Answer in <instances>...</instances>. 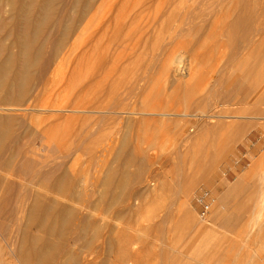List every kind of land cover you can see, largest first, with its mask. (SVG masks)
<instances>
[{
    "label": "rangeland",
    "instance_id": "obj_1",
    "mask_svg": "<svg viewBox=\"0 0 264 264\" xmlns=\"http://www.w3.org/2000/svg\"><path fill=\"white\" fill-rule=\"evenodd\" d=\"M69 1L58 3V26L43 31L45 71L22 99H0V120L11 132L0 155L13 145L16 156L0 183L4 259L18 264L10 253L20 235L13 218L24 225L34 191L67 169L75 185L57 198L77 214L53 264H73L69 254L79 264H120L115 246L123 235L121 249L144 248L140 264H264V216L253 215L259 205L264 211V182L255 176L264 168L263 0H103L87 27L66 38L71 48L58 53L49 41L58 46L57 30L79 21ZM244 27L253 40L262 35L242 58L235 37ZM201 188L212 194L204 218L194 203ZM106 216L122 223L118 242ZM86 219L87 236L97 228L110 234L108 250L98 230L95 248L74 238ZM36 230L29 228L42 235Z\"/></svg>",
    "mask_w": 264,
    "mask_h": 264
},
{
    "label": "bare ground",
    "instance_id": "obj_2",
    "mask_svg": "<svg viewBox=\"0 0 264 264\" xmlns=\"http://www.w3.org/2000/svg\"><path fill=\"white\" fill-rule=\"evenodd\" d=\"M171 1H174V0H170V2ZM59 2H60V0H0V9H2V10H0V30L2 32L3 38H2V36H0V37L3 40H5V41L2 40L3 43H2V41H0L2 43L0 45L1 46L0 47V99H2V100L4 99V101H7L8 99L9 100H13V101L22 99L23 96H24V93H26V92H28L30 90L32 81L37 76V73L40 70L41 71L42 70L45 71V69H44L45 66L43 65L42 59L44 57L45 47H46V44L48 42H47L46 39H43L42 35H43V31H44V29L46 27H52V26H55V25L58 26V24H59L58 16L59 15H57L58 14V8L57 7H58V3ZM102 2H103V0H90V1L89 0H70L69 3H68V8L69 9H73L74 8V9H76L78 11L79 21L76 22L75 20H72V21L66 22L64 24L62 30L61 29L57 30V33H59L63 37V41L59 42L58 46H56V44L58 42L57 40L56 41L55 40L49 41V42H52V45H53L52 46V48H53L52 50H55L58 53L59 52L60 53L64 52L66 49L68 50L69 46H67L68 44L66 43V38L70 37V36L71 37H75L76 35L79 34V32H81L84 28H86L87 25L90 23V21L94 18V16L97 13V11L99 10L100 5H101ZM170 2H168V3H170ZM175 3H176V1H175ZM175 3L171 2V4H175ZM181 3H183V2H181ZM263 3H264V0H263ZM213 4H215V3H213ZM255 4H259V3L257 2ZM208 5H211V4H208ZM174 6L176 7V5H174ZM206 8H207V6H206ZM201 11H203V10L200 9V13H201ZM204 13H202V14H204ZM258 13H256L255 15H257ZM198 15H200V14L198 13ZM259 15H260V17L262 16L261 14H259ZM200 16H196L195 15V19L197 17H200ZM260 17H258V18H260ZM185 18L186 17H183L182 19L185 20ZM206 19H208V17L205 18V20ZM208 24H210V23H208ZM249 27L251 28V27H253V25H251V26L248 25V28ZM254 27H255V25H254ZM260 28H262V27H260ZM245 29L247 30V27ZM249 30L250 29L247 30L248 33L246 31L247 35L251 34L252 32H255V30H253L252 28H251V30H253V31L251 33L249 32ZM243 31L244 30H242V32H241L242 34L240 33L238 35H242V36H243V34L245 35L246 34L245 31L244 32ZM1 32H0V34H1ZM221 33H220V35H222ZM258 33H259V31H258ZM238 35H236V37H235L236 39H237V37H238V39L240 38L239 41L237 39V41H238L237 44L239 43L238 44L239 45V49H237V50H239V53H240L239 57L244 58L250 52L252 53V45H253V43L256 41V39L258 37H260L259 35H262V34L260 33L258 35V37H256L257 34H256V36L254 35L255 36L254 40L249 38V35H248L247 38H244V37L238 36ZM252 35H250V37ZM254 36H252V38ZM241 37H242V39H241ZM1 38H0V40H1ZM248 38H249V40H248ZM236 39L234 40L235 42H236ZM65 44H66L67 47L65 46ZM206 44L209 45V42L206 43ZM13 48H16V50H13ZM69 48H71V47H69ZM208 52H207V54H208ZM234 60H235V58H234ZM230 63H231V61H230ZM229 64H227V65H229ZM224 67H225V65H224ZM43 71L41 73H43ZM13 90H15L16 93H12ZM2 105H3V103L1 104V106ZM10 134H11L10 127L0 120V153L3 150V148H5V143H6V142H4L5 139L8 138ZM12 147H13V145H12ZM12 147L9 149V153H8L9 155H7V157L1 158V155H0V168H3V172H4L3 174H0V183L6 181L10 177V174H7V171L4 168L10 167L13 164V161H14V159L16 157L14 155V153H13V150H15V148L13 147V149H12ZM6 148H7V146H6ZM65 170L67 171V169H65ZM66 171H64L63 174H60L57 177L55 176L50 181L46 182V184H47V188L46 189H44V190L42 189V191L37 189V190L34 191L35 198H34V201H33L32 205H31V207L29 209L28 218H27L26 222L24 221L25 222L24 225H22V223L19 224L17 221H15L16 218H13V219H15L13 221L14 222V226L17 229L15 231H19L20 235H19V237H16V238H18L17 243L16 242L14 243L16 245L13 246L14 249L12 248L13 250L10 253H12L15 257H17L16 259L14 258V260H16L18 264H53L54 261L57 260V259H55L57 250L59 251V249H60L59 247L62 245L63 241L67 238L66 234L68 236V232H70V231H68V230H70L68 227H69V225H71V222L73 221V218L77 214V212L75 214V211H77L76 207H75V211H74V208L71 206V204L70 205L66 204V202L63 203V201H61L59 198H57V195H58L57 193H60V194L68 193L67 191H69V190H67V188H70V187L72 188V186H73V183H74L73 178L71 179L70 178L71 175H68L69 172H66ZM255 176L257 178L261 179L264 182V168L260 169L259 172L255 173ZM134 178H136V177H134ZM110 181H112V178H109V182L107 181L108 184L110 183V185H111L113 183V181L112 182H110ZM120 181H122V180H120ZM120 181H119L118 184H119L120 187H122L123 185L122 186L120 185L121 184ZM123 184H124V182H123ZM74 185H75V183H74ZM149 186H152V185H149ZM154 188H155V186H154ZM75 189H72V191L75 190ZM153 190H155V189H153ZM106 194H108V193H106ZM109 195L111 196L110 193L108 194V196ZM112 195H113V193H112ZM113 196H111V197H113ZM116 196H118V195L116 194ZM67 199L68 198H66V201H67ZM111 200H112V198L109 201H111ZM119 200L117 198H115L114 200H112V201H114L113 204L116 201H119ZM72 201H73V199H72ZM106 201H108V200H106ZM63 204H65V205H63ZM77 205H79V204H77ZM260 206L261 205L257 206V209H259V210L257 212H254L253 215H255V216H264V214H263L264 211L262 212V209H263L262 207L263 206L262 207H260ZM255 207H256V205H255ZM77 208L79 209L80 207H77ZM255 210L256 209H254L253 211H255ZM74 214H75V216H74ZM87 214H86V216H87ZM92 214H94V213L92 212ZM120 214H121V212H120ZM88 215L91 216L90 213ZM117 215H118V213H117ZM92 216L96 217V213H95V215H92ZM103 216L105 217V214ZM107 216H106L107 219L108 218L111 219V217H112L113 223L111 224V226H110V223H109L110 220L108 221L109 225H108V223L107 224L105 223L107 220H104V223L106 225H108V227H109L108 230L113 226L114 229H112V230L114 231L115 235H118V237L117 236L115 237L116 239L115 238H113V239H115V242H118L119 239L121 238L119 235H121L120 234V231H121L120 229L122 227H121L120 224H122V223L118 224L117 222H119L118 221L119 219L117 220V219H115L116 218L115 217L114 218L115 220H114L113 219L114 216H110V217H107ZM84 217H85V215H84ZM94 217H90L89 219L90 220H92L91 218L96 219ZM17 219L19 220V218H17ZM80 219H81V217H80ZM257 219H258V217L256 218V220ZM79 221L80 222H78V223H81V225L80 224H79V226L77 225V227H78L77 229L78 230H77L76 234L73 233L74 234L73 235L74 238H76V240L77 239L78 240L81 239L82 245L87 247L88 249H91L93 247L95 248L96 244H98V243L97 242H96V244L94 243V239L95 238L93 237V233L95 234V232H96V234H97V232L99 231V228L96 227L97 223L100 222L99 219L96 220V221H98L96 223V225H95V220H94V223H93L95 225L94 230L97 228L98 231L97 230H95L94 232L92 231L93 232L92 234H91V232H88V233L91 234V235L88 234L90 236H87V233H86V231L89 230L88 229L89 228V224H88L87 219L83 223L81 222V220H79ZM90 223H92V222H90ZM248 223H249V221H248ZM93 224H90V225H93ZM106 225H103V227L106 226ZM252 225H254V223ZM97 226L101 228V222ZM119 226H120V229H119ZM30 227L31 228L32 227L36 228L39 232L42 233V235L41 234H35V233L33 234V233H31L29 231ZM71 227H72V225H71ZM2 228L3 227H0V233L3 232V231H1ZM73 231H74V229H73ZM99 232H98V235H100V236L98 238H96V240L99 241V245L102 246L103 244H106L108 242L109 239L107 240V238H110V236H109L110 234L104 233L105 231H103V232L99 231ZM122 232H123V228H122ZM139 233H141V232H139ZM70 235H71V233H70ZM112 235L113 234H111V237L115 236V235H113V236ZM123 236H124V239H125L126 235H123ZM136 237L137 236H135V238ZM70 238H73V237H70ZM126 238H127V236H126ZM122 239H121L120 243H117V245L118 244L122 245V246L124 245L122 243V241H124V239L123 240ZM106 240H107V242H106ZM126 242H127V240H126ZM124 243H125V241H124ZM93 244H95V246H93ZM115 244L116 243H114V246H115ZM125 244L128 245L127 243H125ZM135 244H137V243H134V245ZM12 245H13V243H12ZM117 245L115 247L116 248L120 247L121 255H122V257H124V258H122L121 255H120V252H118L120 257L122 258V259H120V258L119 259L122 260V262H123L122 263L118 259V261H120L118 263H120V264H140L141 263V261H139V258H141L140 257L141 255L139 254V252L144 250V248L142 250H138L139 248L135 249V248H131L129 246L131 249L130 248L128 249V247L121 249L122 246H119V245L117 246ZM126 245H124V246H126ZM83 246H82V248H83ZM104 246H106V245H103V247ZM114 246H113V242H112V243H110L108 245V248L111 249ZM96 249H97V247H96ZM105 249H107V247ZM110 249H109V253H110ZM146 249L147 248H145V250ZM100 250L103 251L102 247H101ZM5 251H6V249H4V247L0 245V264L1 263H3V264H12V262H14V261L11 262V260L8 258V257H10V255H8V257H7L10 261L6 260L7 258L4 259V254H5L4 252ZM87 251H89V250H87ZM91 251H90V253L92 254L93 257L98 255V254L93 255V253ZM98 251L99 250L97 249L96 252H98ZM116 251H118V250H116ZM106 252L107 251H105V254H106ZM109 253H108V255H109ZM80 254H82V251H81ZM103 254H104V252H103ZM232 254H234V253H232ZM253 254H254V252H253ZM66 256H67L65 258L66 261H69V262H71L73 264H79L80 261H79L77 255L69 254V255H66ZM145 257H147V256H145ZM141 259H143L145 261L144 258H141ZM83 260H82L83 264L96 263V262H90V260L89 261L87 260L88 262H83ZM100 260H102V258ZM145 263L146 262H144V264ZM61 264H63V263H61Z\"/></svg>",
    "mask_w": 264,
    "mask_h": 264
},
{
    "label": "built area",
    "instance_id": "obj_3",
    "mask_svg": "<svg viewBox=\"0 0 264 264\" xmlns=\"http://www.w3.org/2000/svg\"><path fill=\"white\" fill-rule=\"evenodd\" d=\"M194 203L200 217H206L212 203V194L209 189L201 188L194 196Z\"/></svg>",
    "mask_w": 264,
    "mask_h": 264
}]
</instances>
